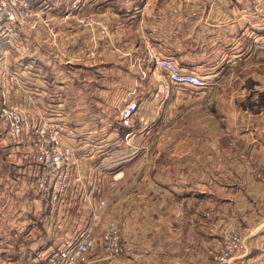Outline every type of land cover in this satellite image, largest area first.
I'll use <instances>...</instances> for the list:
<instances>
[{
	"label": "crops",
	"instance_id": "1",
	"mask_svg": "<svg viewBox=\"0 0 264 264\" xmlns=\"http://www.w3.org/2000/svg\"><path fill=\"white\" fill-rule=\"evenodd\" d=\"M70 1L37 0L45 21L35 29L22 26L24 47L1 59L19 72L15 101L50 108L81 129L93 121L115 125L107 111L122 94L139 102L127 130L136 129L142 142L167 136L171 119L176 127L177 146L153 155L175 158L176 166L138 159L116 168L125 172L113 205L123 222V253L109 260L98 246L89 264H214L230 225L246 235L243 264H264V0H81V8L69 12ZM90 14L108 35L80 21ZM6 46L0 44L1 51ZM153 52L216 81L201 92L167 93L151 75ZM132 62L144 63L149 76ZM102 189L111 195L107 185ZM7 206L0 205L4 217ZM34 209L29 203L25 211L21 204L13 210L14 226L0 233V264H37L57 234L73 235V226L65 225L54 237L59 221ZM96 231L101 235L102 226Z\"/></svg>",
	"mask_w": 264,
	"mask_h": 264
},
{
	"label": "built area",
	"instance_id": "2",
	"mask_svg": "<svg viewBox=\"0 0 264 264\" xmlns=\"http://www.w3.org/2000/svg\"><path fill=\"white\" fill-rule=\"evenodd\" d=\"M34 5L35 0H0V42L9 44L10 49L24 47L20 29L24 25L36 27ZM79 6L81 0H76L69 12ZM85 22L89 26L102 24L94 17L86 18ZM10 49L1 53L6 55ZM153 58L154 70L167 93L173 84L195 92L211 85L207 76L185 68L178 60L161 57L156 52ZM3 73H12L14 78L19 75L17 70L8 68ZM11 89V84L3 83L0 115L12 138L20 142L26 138L29 143L34 166L25 172L31 175L33 184L30 202L36 208L33 212L40 215L49 211L59 221L50 228L54 237L57 229L73 226V235L57 234L56 244L42 253L37 264H89L91 253L98 246L106 259H119L123 253V223L114 214L113 205L125 172L119 169L111 173V180L107 182L111 195L106 196L102 189L106 185V170L100 161L117 148H132L140 151L141 156L143 152L147 155V143L138 139L136 129L122 134L115 125L105 121L78 129L60 113L27 109L11 98ZM138 108L139 102L129 99L119 110V122L131 126ZM73 211L76 213L71 218ZM100 226L101 235L96 231ZM227 229L217 248L215 264H241L243 257L238 255L243 246L242 234L238 226Z\"/></svg>",
	"mask_w": 264,
	"mask_h": 264
},
{
	"label": "rangeland",
	"instance_id": "3",
	"mask_svg": "<svg viewBox=\"0 0 264 264\" xmlns=\"http://www.w3.org/2000/svg\"><path fill=\"white\" fill-rule=\"evenodd\" d=\"M118 3H122V0H118ZM43 6H47V2L43 3ZM76 4V0H71L69 3V7H73ZM38 6H42L39 2L37 3V0H35V5H34V10L36 12L35 14V21L37 23L36 27L38 26V24H40V22L45 21L44 19L39 18L40 17V11L38 9ZM83 6V4H82ZM79 8H81V6H79ZM88 17H94L95 19L99 20L102 22V24H93V25H100L104 35H108L106 34L108 32L107 27L105 26V24H103V21L96 18L94 15L90 14L89 16L86 17H82L81 18V22H83L84 24H86L87 22H85V19ZM45 24V22H44ZM92 26V25H91ZM29 28H36V27H31L28 25ZM2 45H8L5 48L6 49H10V45L9 44H5V42H0ZM5 48H2V50H4ZM12 50V48L10 49V51ZM1 51V49H0ZM264 54V53H263ZM7 55H3L1 54L0 56V108L2 105V95H1V91H2V87H3V83L7 82L9 84H11L12 89H11V98L13 100L14 99V82L16 80V78L13 77V75H11L12 73H6V78L3 71L7 69V67L5 66V63L3 61H1V59H4ZM8 59H6L7 61ZM8 65L11 67V69H13V63H8ZM133 67L136 69H138L141 73V76L143 77H148L149 73L148 70L144 68V63H138L136 64L135 62H132ZM155 67V65H154ZM153 69H151V75L153 76L152 73L155 74L157 81L162 84V81L157 77V74ZM145 75V76H144ZM14 78V79H13ZM111 80H115L114 77L111 78ZM211 80V85H214V81L216 80ZM174 88H181L175 84L172 85V87L170 88L171 91L174 90ZM169 90V91H170ZM127 101H129L128 99L125 98V96L122 98V94L118 96L117 100L114 103H110L109 107H108V111L107 114L109 116H111V118H114L113 120L115 121V126L117 129H119V131L122 133L121 131V126L123 125L121 122H119V110H120V106L122 105V103H126ZM180 101V100H179ZM186 101H192L195 102V100H186ZM166 104H170L171 108L174 106L175 104V100H173L171 98V95L167 94L166 95ZM177 104H179V102H177ZM120 107V108H119ZM50 113H55V111H51L50 108H48L47 110ZM91 112H95V111H91ZM47 113V112H46ZM89 113V112H88ZM97 115V114H96ZM96 117V116H91V118ZM75 118V117H74ZM96 120V119H95ZM98 121H93L90 122L91 124H94ZM176 128V127H175ZM174 128V123L173 120L171 119L170 124H167L166 127L164 128L166 131V135H164V137L162 138L159 137V141H154L151 140V137L147 140V146H148V153H150L148 155L147 158H142L140 155H138L136 158H131L130 156L126 157L125 159H127L129 162L124 163L125 167L127 165L136 163V161H138V163L141 162V165L144 164L146 165L147 162H149L150 165H152L153 167H173L177 165V159L175 158H167V157H154L153 155L156 154V152L158 150H163V152L165 151L166 154L168 153V151H171L172 149H174V146H177V141L175 140V136L173 135V132L175 130ZM164 131V130H163ZM174 136V137H173ZM202 142V141H201ZM199 145V143H198ZM198 147V146H197ZM120 149V148H117ZM114 149L113 151H109L108 154L105 156V160L103 161L108 162L110 158H112L113 156H115L114 152L118 151L120 152V150ZM132 148H125L124 150L128 151V154L130 155V151ZM243 147L240 146V150H242ZM123 151V150H122ZM32 152L30 150L29 147V143L28 141H26V138L20 142L18 141V139H14L12 138L9 134H8V129L5 126V124L3 123V121L1 120V115H0V195H1V190L5 189L4 192L2 193V197H0V205H2L3 203H7L8 210L10 209L11 211H9L8 216L4 217L1 213H0V233L1 234H5L4 232L9 230V228H12L14 226V211L16 206H19L20 204L23 206V210L25 211L26 209H28V204L31 202V194L33 192V184L31 181V175L28 172H25L26 169H30L34 166V163L32 162ZM143 162V163H142ZM137 163V164H138ZM165 163V164H164ZM106 167V166H105ZM106 172V179H105V183L108 187L107 182L110 181L111 178V171L107 170V168L105 169ZM31 181V182H30ZM22 184V187H20ZM19 216L16 217V219ZM6 219V220H4ZM123 223V222H122ZM231 226V225H230ZM229 226V227H230ZM228 227V228H229ZM228 230V229H227ZM224 231L223 233V237L221 239V241L224 239L226 231ZM239 231L242 234V238H243V246L242 249L240 251V254L238 255L239 257H244L246 256L245 254V250H246V235L244 234V232L239 228ZM3 242L8 241V237H2L1 238ZM220 241V242H221ZM217 255V251L215 253V257ZM215 257H214V264H215ZM244 260V258L242 259ZM243 264V261L242 263Z\"/></svg>",
	"mask_w": 264,
	"mask_h": 264
},
{
	"label": "trees",
	"instance_id": "4",
	"mask_svg": "<svg viewBox=\"0 0 264 264\" xmlns=\"http://www.w3.org/2000/svg\"><path fill=\"white\" fill-rule=\"evenodd\" d=\"M127 129H128L127 126L122 125L121 126L122 134H125L128 131ZM130 153L131 154L129 155L128 151H126V150H123V151L115 153V156L110 158L108 162L104 163V164H106L105 165L106 168L109 171H113V170L115 171L116 168L125 165L124 163H126V162H129L127 159H125L126 157L130 156L133 159V158H136L139 155V152L137 150H135V149H131Z\"/></svg>",
	"mask_w": 264,
	"mask_h": 264
}]
</instances>
